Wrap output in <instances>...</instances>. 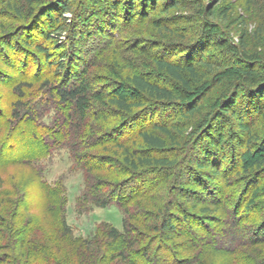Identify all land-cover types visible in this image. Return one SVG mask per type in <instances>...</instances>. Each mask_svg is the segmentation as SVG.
<instances>
[{
  "label": "trees",
  "instance_id": "1",
  "mask_svg": "<svg viewBox=\"0 0 264 264\" xmlns=\"http://www.w3.org/2000/svg\"><path fill=\"white\" fill-rule=\"evenodd\" d=\"M76 1L52 0L48 8L51 19L46 21L44 17L41 18L44 19L41 27L38 25L41 23L40 19L30 25V32L26 33L22 45L31 48L34 58L41 60L35 70L30 68L31 62L28 59L20 67L27 74L35 71L30 74L36 78L42 77L37 82L42 83V89L46 90V98L37 106L26 98H16L11 103L12 109L7 122L27 124V129H22L21 136L29 134L28 127H31L33 130L30 128V135L33 139L44 144L43 149L36 151L39 154L43 150L49 154L56 150H67L73 165L85 177L84 191L76 199L78 214L89 213L94 208L116 205L124 215L123 231L112 224L102 223L87 239L74 237L67 222L66 187L61 183L54 186L48 184L37 164L42 157L30 159L33 157L29 153V158L19 155L8 159L9 155L4 154L0 159L8 160L4 164L6 167L8 164L25 165L31 172L34 168L28 183L36 194L37 204L29 202L30 194L20 195L16 202L7 198L1 199L0 264H261L263 259H257L255 254L245 255V252H253L254 247L264 242L260 241L264 237L260 238L254 232L255 225H250V215L240 218L229 212L227 203H232L231 194L223 191L218 198L214 197L203 203L207 206L218 205L217 210L222 212L221 217L216 218L213 225H209L196 214L177 206L180 205L176 200L180 189L177 182L176 186L170 184L173 173L169 178L165 175L158 182L147 186L144 182L145 178L153 177L158 172L168 174L173 168L175 171L185 162L182 161L180 165L176 156H168L169 142L174 144L175 141L169 125L156 120L152 115L153 110L160 112L172 110L173 107L174 110L179 108L183 117L196 116L201 109V100L193 95L196 90L202 89L199 86H203L206 78L210 76L211 64L205 60L203 54L197 63L190 59L176 62L159 55L154 56L151 60L154 65L152 68L164 73L175 88L159 83L152 79L150 73L138 70L137 67L131 69L126 76H121V83L116 85V89H95L90 73L94 63L86 64L80 74L81 78L72 81L70 79L74 75H71L76 73L73 72L74 64L83 65V59L81 61L75 56L76 49L71 42L76 40L84 25L77 20L83 19L87 22L85 25H89L88 32L95 35L90 37L91 42H97L100 37L103 43L110 34L108 38H112L113 45L123 33L127 34L131 30L122 26L132 14L135 21H138L137 15H143L149 9L155 11L161 0H95L91 6L83 3L77 9ZM180 3L181 0L171 2L174 8L179 7ZM105 5L109 6L104 10L102 6ZM112 6L116 7V17ZM94 8L99 9L100 13L95 15V22L92 20L89 23V14L92 12L89 9ZM122 12L125 13L121 16ZM69 13H74V18L66 17ZM209 14L214 17L215 11L210 8ZM118 16L124 20L121 29L118 28ZM32 33L36 35L30 36ZM65 34H68L67 41L62 39ZM121 39L126 42V37ZM101 43L96 44L98 47L94 52V60L108 47ZM242 47L243 52H239V59L250 66H236L234 71L228 72L230 74H218L213 82L214 85H224L225 80L235 79L233 95L245 89L256 92L264 88V69H258L256 60L247 52L248 46L244 40ZM199 66L208 73H201ZM58 76L64 79L49 83L51 77ZM23 82L14 83L13 87L17 85L14 94L23 96L22 90L31 89L35 84L26 85ZM212 88L207 92H211ZM226 88L225 90H230ZM263 92L256 93L263 96ZM186 99L188 101L184 106H171ZM167 104H171L170 107ZM94 108L97 111H93ZM215 110H219L221 114L230 112L219 105H215ZM52 111L55 112V123L47 128L43 118ZM121 113L130 117V120L112 124L109 128L107 123H110V119ZM134 115L136 117L131 118ZM233 116L237 119L238 131L247 134L248 140H251L252 125L240 120L237 114ZM106 118H110L107 123ZM144 118L152 120L151 127L142 126ZM205 121L202 125L207 126ZM127 128L137 130L133 135L122 137V132ZM100 152L105 155H96ZM261 152L257 157L251 150H247L244 159L241 158L244 161L243 166L248 168L251 165L263 170L264 146ZM199 167L205 169L207 165L197 163V168ZM155 168L157 169L154 170ZM214 172L213 177H219L220 169ZM178 177L177 175V179ZM166 184L168 185L165 187ZM231 187L232 185L229 186ZM255 194L264 198V184L253 189L252 195ZM5 204L11 208H4ZM36 208L43 210L42 215L36 216L33 213ZM177 209L182 210V213L176 211ZM31 213L34 215H29ZM49 216L54 217L57 227H45L43 221ZM149 217L150 221H146ZM196 219L200 221L198 229L179 231L181 226ZM231 229L235 230L233 241L223 251L222 236Z\"/></svg>",
  "mask_w": 264,
  "mask_h": 264
},
{
  "label": "rangeland",
  "instance_id": "2",
  "mask_svg": "<svg viewBox=\"0 0 264 264\" xmlns=\"http://www.w3.org/2000/svg\"><path fill=\"white\" fill-rule=\"evenodd\" d=\"M1 1L0 156L7 154L9 155L8 159L19 155L29 158L28 154L32 153L30 156L33 158L30 159L42 157L37 164L44 173L48 184L54 186L61 183L66 187L65 192L68 198L67 222L74 237L87 239L102 223L112 224L123 231L124 215L116 205L107 208H94L89 213L78 214L76 199L84 191L85 177L81 170L75 168L67 150H56L50 154L49 152L45 153L43 150L40 155L36 151L43 149L44 144L33 139L30 135L31 127H28L29 134L21 136L22 129H27V124L20 125L18 121L16 123L7 122L9 112L12 109L11 103L16 98H26V100H30L31 104L35 105L36 103V106L46 98V90L42 89V83L37 82L42 77L36 78L30 74L35 71L27 74L20 66L25 59H28L31 62L30 68L35 70L40 63L41 59L34 58V52L31 48L23 47L22 40L26 37V33L29 34L30 25L33 22L35 23L37 19L41 20L43 17L46 21L51 19L48 8L52 0ZM94 1L77 0L75 8L77 9L83 3L91 6ZM171 2L172 0H161L155 11L149 9L146 12L147 15L146 13L137 15V17L139 16L138 21H135L136 18L132 14L126 24H123L124 20L118 16V28L121 29L123 24L122 27L131 30L127 34L123 33L113 45H111L112 38H108L110 34L106 36L103 43H101L100 37H98L97 42H91L90 37H95V35H90L92 32H88L89 25L87 27L85 25L87 22H84L83 19L77 20L84 23V25L80 28V34L76 40L71 42L76 49L75 56L81 61L83 59V65L79 64L77 66V63L74 64L75 71L73 72L76 73H72L71 76H74L70 80L80 79V74L86 68V64L94 63L95 66L90 73L95 89L111 91L116 89V85L121 83V76H126L131 69L137 67L138 70L150 73L152 79H156L159 83L175 88L164 73L157 72L152 68L154 66L151 61L152 58L159 55L176 62H185L190 59L192 62L197 63L198 58L204 55L205 60L211 64L213 73H209L210 76L206 78L203 86H199L202 89L196 90L193 95L201 100V109L198 114L191 118L183 117L179 112L180 109L174 110L173 107L172 110L160 112L153 110L154 112H152L156 120L169 125L174 138V144L169 142L168 151L170 153L168 156L172 158L176 156L180 160V165L182 161L185 160V162L175 171L174 168L171 172L165 169L168 174L158 172L153 177L145 178L144 182L147 186L158 182L165 175L166 178H169L173 173V180H170V184L176 186L177 182L180 189L179 195L176 196V200L180 205L177 206H182V209L186 212L196 214L201 221H205L209 225H213L214 220L221 217L222 212L217 210L218 205L211 204L207 206L203 203L212 200L214 197L218 198L223 191H226L227 194L232 195L231 204L225 201L228 204L229 212L238 215L237 217L240 216V218L250 215V225H255L254 232H257L259 237L263 238L264 198L261 195H252V191L254 188L257 189L263 186L264 167L263 170L256 169L251 165L245 168L243 166L244 161L241 158L244 159L247 150H251L257 157L262 153L261 148L264 146V92L263 96L256 92H262L264 88L256 92L245 89L233 95L235 92L233 81L235 79L225 80L224 85H221V83L214 85L213 82L218 74H225L230 70L234 71L236 66H250L239 59V52H243L242 40L248 46L247 52L249 55L256 60L258 69H264V0H181L177 8H174ZM108 6L105 5L102 8L105 10ZM39 7L41 8L39 9ZM210 8L215 11L214 17L209 14ZM111 9L116 17V7L112 6ZM166 9H168L167 12ZM89 10L92 11L89 14V23H92V20L95 22L94 17L100 11L97 8ZM93 12L95 13L93 14ZM124 13L122 12L120 15L122 16ZM74 15V13H69L66 17L72 19ZM44 19L38 24L39 27H41ZM104 25L105 23L103 24L105 28ZM34 35L36 34H30L32 37ZM122 37H126V42H122ZM62 39L67 41L68 34H65ZM97 43L108 47L104 48L100 56H96L94 60V52L98 47ZM198 69L201 73H208L201 66ZM62 79L64 78L61 76L51 77L49 83H57ZM18 81H24L23 83L26 85L29 83L35 84L31 89H23V96H20L14 94V88L17 85L13 87L14 83ZM226 86L230 90H225ZM210 87L213 88L208 93ZM187 101L186 99L184 102L167 105L184 106ZM215 105L229 109L230 112L221 114L219 110H215ZM94 110L96 109L94 108ZM208 114H210L209 117ZM235 114L238 115L240 120L243 119L246 124L252 125L253 137L251 140H248L247 134L238 131L237 119L233 116ZM55 117L54 111L44 116L43 123L47 128L54 125ZM135 117V115L131 116V118ZM109 119L106 118L105 122ZM110 120V123L106 122L108 127L112 124L128 122L130 117H126L121 113V115H114ZM202 120L205 121L204 123H208L207 126L202 125ZM142 126L151 127L152 120L144 118ZM136 130L127 128L121 136L133 135ZM96 155L102 156L105 154L100 152ZM6 161L8 160L0 159V201L2 198H7L16 202L19 200L20 195L30 194L29 202L36 203V194L28 183L34 168L31 172L25 165L13 166L8 164L6 167L4 165ZM197 163L207 165V167L205 169L197 168ZM217 169H220L221 173L219 177H213L214 170ZM177 175L179 176L178 179ZM231 185L232 187L229 188ZM156 199H159V197ZM3 207L11 208L6 204ZM145 208L149 209L146 206ZM205 210L206 212H204ZM176 211L182 213V210L177 209ZM33 213L36 216L42 215L43 210L36 208ZM33 213L29 215H34ZM146 221H150V217ZM199 223L200 221L197 219L196 221L191 220V223L181 226L179 231L196 230ZM43 224H45V227L50 225L57 227L56 220L50 216L46 221H43ZM55 231L53 232L56 235ZM233 234H235V230L231 229L222 236L224 238L223 251L231 245ZM260 241H264V239ZM252 250L253 252L246 250L245 255L255 254L257 259H263L261 264H264V242L259 243Z\"/></svg>",
  "mask_w": 264,
  "mask_h": 264
}]
</instances>
